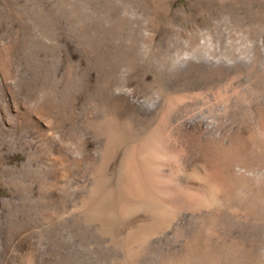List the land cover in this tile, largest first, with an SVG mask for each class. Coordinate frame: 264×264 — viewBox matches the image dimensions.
<instances>
[{
    "label": "rangeland",
    "instance_id": "374dc122",
    "mask_svg": "<svg viewBox=\"0 0 264 264\" xmlns=\"http://www.w3.org/2000/svg\"><path fill=\"white\" fill-rule=\"evenodd\" d=\"M262 230L264 0H0V264H257Z\"/></svg>",
    "mask_w": 264,
    "mask_h": 264
},
{
    "label": "bare ground",
    "instance_id": "6f19581e",
    "mask_svg": "<svg viewBox=\"0 0 264 264\" xmlns=\"http://www.w3.org/2000/svg\"><path fill=\"white\" fill-rule=\"evenodd\" d=\"M219 63V62H218ZM231 70V69H230ZM229 71V70H228ZM230 72V71H229ZM228 72V73H229ZM210 77V76H209ZM212 77V76H211ZM211 77H210V79H211ZM215 77V76H214ZM229 77V76H228ZM217 78V77H216ZM224 78V77H223ZM222 78V79H223ZM233 78V77H232ZM231 78V79H232ZM214 79V78H213ZM221 79V80H222ZM212 80V79H211ZM221 82V81H220ZM174 83V82H173ZM187 84V83H186ZM198 84V83H197ZM196 84V85H197ZM226 84V83H225ZM228 85V84H227ZM190 86V85H189ZM194 87H193V89L196 87L195 85H193ZM219 86V85H218ZM192 87V86H191ZM224 88H226V87H224ZM189 89V88H188ZM214 89V88H213ZM215 90V89H214ZM210 91V90H209ZM25 92H26V94H30V92H31V85L29 84V82L28 83H26V86H25ZM212 92V91H211ZM185 93H187V92H185ZM194 93H196V92H194ZM198 93V92H197ZM196 93V94H197ZM192 95V94H191ZM207 95V94H206ZM205 97V96H204ZM189 98V97H188ZM187 98V99H188ZM191 99V98H190ZM204 99V98H203ZM187 101V100H186ZM191 101H192V99H191ZM190 101V102H191ZM193 102V101H192ZM198 102V101H197ZM39 104H40V107H41V110H40V112L42 113V114H44V113H48L49 111L51 112V111H53V109H54V106L51 104V102L50 101H40L39 102ZM186 104H187V102H186ZM189 104V103H188ZM205 104V103H204ZM203 104V105H204ZM200 105V104H199ZM190 106V105H189ZM38 111H39V109H38ZM37 111V112H38ZM70 112H73V110H70ZM49 114V113H48ZM170 120V119H169ZM160 123V122H159ZM45 125L49 128V127H51V121H48V122H46L45 123ZM180 126V125H179ZM165 128V127H164ZM167 129V128H166ZM107 130H108V132H109V134H110V147H112V146H114L115 145V143H118V142H120V140H121V138H122V136H123V134H122V130H123V128H122V124H120V122L118 123V122H116V120L115 121H108L107 122ZM184 130V129H183ZM174 134V133H173ZM47 135V139H50V140H52V137H53V135L52 134H46ZM158 136H160V134L158 135ZM157 137V136H156ZM155 136H151V138H149L144 144H143V146H142V149H141V152L143 151V153L145 154V156L147 155V157H142V159L141 160H137V151H139V150H137L136 152H134L132 155H131V157H130V161H129V163H128V176H129V179H130V181H131V183L133 184V186H134V188H135V191L137 192V194H139V195H141V196H145V193H146V186H148V183H147V181H146V175H148L149 174V172H151V169H152V163H151V161L148 159V156H150L154 151H156V150H154V144H155ZM164 139V138H163ZM14 140V139H13ZM160 140H161V138H160ZM49 141V140H48ZM183 144V143H182ZM160 148H161V146H159ZM182 148V147H181ZM158 149V148H157ZM134 151V150H133ZM133 151H131V152H133ZM187 151V150H186ZM67 152V151H66ZM72 153V152H71ZM155 153V152H154ZM143 154V155H144ZM157 154H159L158 152H157ZM111 154H108V156H106V159H105V161L103 162V165H102V169H105V164L106 163H108V161L110 160V156ZM129 155V154H128ZM140 155V154H139ZM138 155V156H139ZM156 156V155H155ZM158 156V155H157ZM139 157H141V156H139ZM127 158V157H126ZM70 160V159H69ZM128 160H129V158H128ZM12 167V166H11ZM15 167V166H14ZM13 167V168H14ZM14 170V169H13ZM11 172V171H10ZM163 172V171H162ZM156 173V172H155ZM14 171H12L11 172V184H12V189L14 188L13 186H14V184H13V176H14ZM101 175V174H100ZM147 183V184H146ZM33 184V183H32ZM220 186V185H219ZM215 187V186H214ZM218 187V186H217ZM221 187H223V186H221ZM220 191V190H219ZM107 195L111 198H114L116 201H118V202H120L119 201V199H118V195L116 194V193H114L113 191H108L107 192ZM109 198V199H110ZM88 200V199H87ZM151 200V199H150ZM90 201V200H89ZM92 201V200H91ZM98 202H99V200H97V204H98ZM153 202V201H152ZM157 202V201H156ZM159 202V201H158ZM88 203V202H87ZM86 203V204H87ZM96 203V202H95ZM90 204V203H89ZM128 204V203H127ZM157 204V203H156ZM86 206V205H85ZM120 207H122V209L124 210V211H126V212H129L131 209H132V206L129 204V205H126V204H124V203H122L121 202V204H120V206H119V208ZM114 209V208H113ZM165 212H167V211H165ZM110 213H117V214H122L123 213V211L122 212H120L119 210H111L110 211ZM169 213H171V212H169ZM125 214V213H124ZM123 214V215H124ZM122 215V216H123ZM166 215V214H165ZM159 217V216H158ZM136 231V229L135 230H133V232H135ZM263 232H264V230H262ZM137 234V233H136ZM133 235V234H132ZM130 237V236H129ZM134 237V236H133ZM259 258V257H258ZM256 260H258V259H256ZM256 260H254V261H256ZM41 263H42V261H41ZM255 263V262H254ZM27 264H31V262L30 263H28L27 262ZM257 264H264V259L263 258H261V259H259L258 260V262H257Z\"/></svg>",
    "mask_w": 264,
    "mask_h": 264
}]
</instances>
